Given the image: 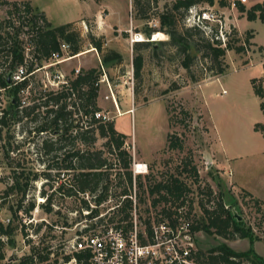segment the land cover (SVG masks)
I'll return each instance as SVG.
<instances>
[{
	"label": "rangeland",
	"instance_id": "1",
	"mask_svg": "<svg viewBox=\"0 0 264 264\" xmlns=\"http://www.w3.org/2000/svg\"><path fill=\"white\" fill-rule=\"evenodd\" d=\"M227 1L229 4L225 7L219 5L220 0H216L214 6L208 4L198 6L215 12L228 33L231 34L233 29L236 30L237 35L234 39L241 40L235 43L236 47L246 46V51L243 53L227 52L225 64L228 65V69L218 79L217 76H213L215 71L209 70L211 62L204 60L202 55L188 71L182 66L183 57L177 53L176 49L169 46H161L157 49L159 47L157 45L141 48L135 52L134 47L137 42L147 39L142 37L136 41L133 39L134 35L142 34L147 27L158 29L154 36L159 34L163 36L162 39L154 41L152 35L148 41L158 43L169 41V35L159 29L160 24L157 17L166 10H170L174 0H158L152 2L150 7L147 6V0H141V6L146 7H144V12H147L144 14L148 17L146 19L137 12L135 0H100L99 2L96 0H30L34 4L33 7L47 13L53 26L73 21V29L81 34L80 56L69 59L56 67L64 75L66 81L69 82L76 78V70L82 72L94 68L101 73H107L117 105L112 99H106L109 89L105 85L99 88L97 104L101 112L110 116V121L115 122L117 130L127 137L125 148L133 157L128 171H131L134 177L135 163L148 166V175L141 174V177L136 175L139 185H144L141 187V192L146 193L147 191L145 187L148 184V176L153 180L179 177L189 188L187 195L193 199V211L197 216L202 215L199 201L204 200L203 202L206 203L208 199L214 200L221 192L225 195L234 216L238 219L241 217V220L244 219L247 224L256 229L258 236L264 237V217L261 216L262 212L258 211L259 207L250 196L245 195L248 191L235 187L227 177V175L233 176V170L238 173L239 169L253 162L251 173L244 171V174L248 172L250 175L246 174L243 179L247 187L262 199L263 203L260 201V208L264 211L262 206L264 205V150L253 153L244 151L235 156V159L233 153L228 151L229 146L224 145L227 142V135L233 132L237 135L242 147L244 144L264 147L262 136H251L245 111V106H248L251 108V118L259 117L260 109L254 103V98L258 100L259 97H256L253 91L249 73L260 75V72H264V67L253 64L242 69V66L250 63L251 58L253 62L259 59L260 48L252 43L255 36L253 29L258 32L256 41L264 45V23L260 20H246L242 23L241 16L245 14L238 10L237 5L235 8L232 6L233 2L237 4L241 1ZM263 1L247 0L243 4L249 9ZM24 16L27 17L26 21L31 17L24 7L18 13L14 11L12 5H5L4 1L0 0V22L10 20L13 24V27H8L7 24L6 31L15 33L16 29L22 26L21 18L24 20ZM178 23L181 31L188 28L184 25L182 16H178ZM216 24L213 23L212 26ZM30 29L27 32V29L23 28L19 32L24 47L31 44ZM90 33L96 38H102V51H98L90 43L88 39ZM25 51L35 64H44L45 61H39L34 56L33 47L30 51L27 48ZM112 51L122 56L121 62L103 64V57ZM137 54L144 57L140 77L136 76L133 65ZM1 65L4 66L1 68L2 71L7 69V65L2 62ZM56 68H53V71H56ZM31 81L32 87L25 95L28 106L34 103L33 99L39 91L58 90L57 87H46L45 84L49 82L42 70L36 73ZM224 90H226L225 94H223ZM0 101L7 104L5 91L0 93ZM128 107L134 108L133 111L119 116ZM35 126L31 118H23L17 129L9 128L0 134V223L11 219L16 227L12 237L2 236L6 244L0 251L5 254V259L0 260V264H20L24 258L35 255L51 242L65 240L71 236L77 223L89 225L93 223V221H85L83 213L87 209L83 206V200L88 201L91 208L97 204L91 194L80 193L70 197L65 195V191H56L60 184L65 185L66 182L69 185L71 183L73 173L59 170L57 167L47 169L46 166L53 164L54 161L51 156H47L41 150V146L43 138L52 136V134L37 135ZM169 134L178 135L183 142L182 150L167 149ZM105 142L106 139L100 137L91 147L93 151H106L105 155L110 163L114 164L107 170L110 174V182H104L97 190V192L102 190L108 184V194L112 195V201L101 207L104 210L115 207L119 203L120 194L128 187L125 179L127 170L116 162L114 153H108L107 148L104 147ZM78 146L86 148L83 145L78 144ZM222 153L230 157L227 163L231 164V174L227 167H225L227 175L219 167V163L224 165ZM231 159L234 160L231 162ZM188 160H191L189 168L196 166L198 179L183 170ZM15 167L22 168L25 172L33 171L39 174L49 172L51 174L49 183L44 175L32 183L23 206L26 208L29 202L34 201L36 207L30 216L24 212L20 213L17 220H14L10 207L13 206L14 209L17 207V199L21 195L13 194L3 203L4 192L9 183H12L11 173L12 168ZM62 172L66 174V181L59 180ZM208 187L213 190L210 198L207 195ZM44 192L47 195L54 194L51 213L42 208L47 196ZM234 203L236 206H232ZM145 204L146 201H142V208ZM209 206H213V201L208 204ZM8 238L12 239L13 243H8ZM235 241L237 242L227 243H231L230 245L236 251H247L251 248L248 239ZM222 242L220 237L204 232L196 236V244L200 250L207 251ZM253 248L264 259V241H257Z\"/></svg>",
	"mask_w": 264,
	"mask_h": 264
},
{
	"label": "trees",
	"instance_id": "2",
	"mask_svg": "<svg viewBox=\"0 0 264 264\" xmlns=\"http://www.w3.org/2000/svg\"><path fill=\"white\" fill-rule=\"evenodd\" d=\"M5 5H12L14 11L20 13L22 7L28 11L31 15L26 21L27 17L24 16V20L21 18V27H18L15 33L5 30L12 26V22H0V59L2 64H9V69L15 68L17 65L24 63L25 60V48L23 42L19 38V32L25 26H29L31 35V48L33 47L35 57L39 61H48L54 52L60 51V45L62 43H68L71 46L69 55L76 56L82 51L80 33L73 29V23H67L60 26H53L47 19L44 12H41L38 8L33 7L30 1L27 2H10L3 0ZM100 0H96L99 2ZM158 0H147V6L150 7L152 2ZM146 3V2H145ZM202 4H208L214 6L216 0H174V4L170 10L158 15V21L160 24L159 29L169 35L168 42H152L148 41L151 36L154 35L158 29L147 27L142 31L143 37L146 41L137 42L134 47L135 52H138L141 48L152 46H169L176 49L182 59V66L190 71L192 65L198 59L200 55L204 60L210 61V71H215L213 76H222L226 73L228 65L225 64V57L228 51H236L237 53H243L246 51V46H235V43L241 42L237 38V33L233 29L228 36L226 45L223 46L220 40H216L212 35L198 26H187L186 19L189 14V10L193 7L201 6ZM229 3L227 0H220L219 5L222 7L227 6ZM137 12L145 19L148 18L144 13L145 5L141 6V0H135ZM238 10L245 14L248 21L260 20L264 22V1L257 3L251 8L247 9L243 3H237ZM145 7V8H144ZM147 7V8H148ZM11 12V11H10ZM147 13V12H146ZM178 16H182V21L186 27L185 30L179 29ZM27 30V32L29 31ZM212 30L217 31V26L213 25ZM4 31V32H2ZM90 43L98 51L103 49L102 38H96L92 33L88 35ZM156 49V50H157ZM122 56L117 52H110L107 56L103 57V64L109 65L111 63H120ZM0 62V66H1ZM35 62L30 65L29 71L34 69ZM133 65L135 68L136 76L140 77L141 71L144 66V57L141 54H137L134 57ZM6 70L0 73V86L5 88L9 86L8 78H6ZM101 72L97 69H89L77 74L76 78L67 82L57 91L44 90L39 91L34 97V103L23 110V114L19 110L14 111L13 116L17 121H21L24 117L31 118V121L35 123L36 134L42 133L43 135L52 134L43 138L41 150L47 156H51L54 161L47 169L51 170L53 167H57L59 170H65L73 173V179L71 183L60 184L56 189L57 192L65 191V195L74 197L82 194L93 195L97 192L98 188L104 183H109V168L113 167V163H110L109 158L105 155L106 151L94 150L91 147L96 143L98 138L106 139L104 147L107 148L108 153L115 155L116 162H119L120 166L126 171L125 179L128 184L133 182V174L128 171L132 164V155L125 148L126 135L117 130L115 122L107 121L102 122L95 118V113L101 111L97 104L99 97V88L96 86ZM33 78V77H32ZM251 84L253 86L254 93L261 100V110L264 113V88L262 81L252 79ZM29 82H23L22 84L12 86L8 89V94L12 97L13 105L11 109L17 105L19 101V93L22 89L26 88ZM43 110V111H41ZM87 124V125H86ZM86 125V128H85ZM256 132H260L264 136V123H257L254 127ZM51 136V137H50ZM79 145H83L86 148H80ZM168 150H182L183 142L176 134H169L167 140ZM8 155V154H7ZM191 160L185 162L183 170L189 172L193 177L198 179V172L196 166L189 168ZM12 183H9L4 192V200L12 196L13 194H19L21 197L17 199V207L14 209L10 207V211L13 214L14 220L19 218L20 213L24 212L27 215H31L36 207L34 201L29 202V205L25 208L23 203L27 197V191L31 187L34 181H37L42 175L49 181H51V174L49 172H25L22 168H12L11 173ZM140 175L139 177H141ZM148 178V191L151 196L160 194L162 191H167L173 196L180 198L182 195L187 194L189 191L188 186L179 177L172 176L170 180L165 183H158L153 185V179ZM108 185V184H107ZM105 185L102 189V193L94 201L98 204L107 199L109 187ZM67 188L65 189V187ZM144 187L143 184H140ZM128 194V189L125 188L122 192ZM146 193H143L145 195ZM44 195L47 194L44 192ZM207 195L212 196V188H207ZM245 195L250 196L258 211L262 212L264 217V211L260 208V200L255 199L251 193L247 192ZM52 195L46 196V201L42 204V208L48 213L53 211ZM162 197L161 199H164ZM159 199V200H161ZM153 199L154 205L159 201ZM141 201H146L145 197H141ZM204 200H200L199 204L202 208V215L193 217V232H204L210 235L220 237L223 242L219 245L209 249L200 250L198 253V261L200 264H264V259L260 256L254 247L257 241H264V237L258 236L255 232L256 229L245 222L244 219L239 220L234 216V213L227 203L225 195L219 193L214 200L208 199L206 203ZM213 201V206L208 204ZM193 203V199H191ZM83 206L90 209L88 201L83 200ZM236 206V203L232 204ZM130 201H126L122 208L123 217H129ZM98 212V210H97ZM240 214V213H239ZM93 217V213L91 215ZM261 223V221L259 222ZM16 227L14 221L8 225L0 223V236L12 237ZM240 239H248L250 241L251 248L247 251H236L227 242ZM8 243H13V240L8 238ZM5 241L0 239V249L5 246ZM40 259H44L45 256L38 251ZM5 259V254L0 251V260ZM32 260L31 256L24 258L20 264H30Z\"/></svg>",
	"mask_w": 264,
	"mask_h": 264
},
{
	"label": "built area",
	"instance_id": "3",
	"mask_svg": "<svg viewBox=\"0 0 264 264\" xmlns=\"http://www.w3.org/2000/svg\"><path fill=\"white\" fill-rule=\"evenodd\" d=\"M240 1L245 3L247 0ZM236 5V2L232 3L233 8ZM213 23H217V31L212 30ZM186 25L198 26L206 32L208 31L207 34L212 35L216 40H220L223 46L226 45L230 34L215 12L201 7H193L189 10ZM23 28L28 30L30 27L25 26ZM142 37L141 33L135 34L133 39L139 41ZM19 38L22 40L20 35ZM24 48L31 50L29 44ZM70 50V44L62 43L60 51L54 52L44 64H35L34 69L31 71H29V68L33 61L29 59V54L26 51L24 63L13 69H9L8 63L5 64L7 65L5 76L9 79V86L5 88L0 86V93L3 91L7 93V104L0 101V134L5 130H9V128L17 129L20 126V121L15 119L13 113L19 110L23 114V110L29 107L25 95L32 87L31 79L36 73L41 70L44 71V75L49 82L45 84L46 87L51 86L60 89L68 82L56 67L78 56H70ZM2 67L4 66H0V73ZM53 68H56V71H53ZM50 71L53 72L50 73ZM76 71L77 74L80 73V70ZM26 81L29 82V85L20 91L19 101L11 109L12 102L15 103V101L8 94V89ZM101 85H105L109 89L106 99H112L117 104L106 72H102L96 84L98 88ZM95 118L102 122L111 120L110 116L101 111L95 113ZM143 165L145 168L143 172H140L139 164L135 163L133 182L131 185L127 184L128 194L121 193L119 203L115 207L106 210L101 208L112 201V195L110 194L100 204L95 201L97 204L93 205V208L83 211L84 220L93 221L92 224L77 223L71 236L65 240L51 242L40 251L45 256L44 259H40L38 252L35 255L32 254L30 264H200L198 261L200 249L196 244L198 233L193 232L195 212L190 196L184 194L177 198L167 191L151 196L148 187H145L147 191L143 195L136 176L137 174H149L148 166ZM170 179L152 180V187L160 182L165 183ZM59 180L66 181L65 172L60 174ZM98 192L93 195V199L100 196L102 190L100 189ZM142 196L146 199L143 208L141 206ZM162 197L165 198L161 199ZM153 199L161 200L154 205ZM126 201H130L128 218L123 217L122 211ZM92 213L93 217H91ZM2 223L8 225L11 223V219H7L6 222L3 221ZM0 239L4 241L2 236H0Z\"/></svg>",
	"mask_w": 264,
	"mask_h": 264
},
{
	"label": "crops",
	"instance_id": "4",
	"mask_svg": "<svg viewBox=\"0 0 264 264\" xmlns=\"http://www.w3.org/2000/svg\"><path fill=\"white\" fill-rule=\"evenodd\" d=\"M9 1H12V0H9ZM13 1H21V2H25V1H27V0H13ZM28 1H30V0H28ZM80 1H85V0H80ZM32 4V3H31ZM32 5H34V4H32ZM38 7V6H37ZM40 11L41 12H44V14L46 15V17H47V19H48V21L50 22V18H49V16L47 15V13L45 12V11H42L41 9H40ZM247 20V18H246V16H241V22L243 23V21H246ZM73 21H70V22H68V23H72ZM264 23V22H263ZM65 24H67V23H65ZM62 25H64V24H62ZM57 26H60V25H57ZM255 32H253L254 33V37H253V39H252V43L254 44V46L255 47H258V48H260L259 50V59H257V60H254V62H253V59L251 58L250 59V63H248L247 65H245V66H242V69L243 68H247V67H249V66H252L253 64H254V66L255 65H258V66H260V67H264V45L263 44H261V43H259V42H257L256 41V36L258 35V32H256V29H253ZM78 56H80V54H78ZM77 57V56H76ZM75 58V57H74ZM264 69V68H263ZM250 74V76H249V80L251 81L252 79H257V80H260V81H262V85H263V88H264V72L262 71V72H260V75H257V74H255V73H253V72H250L249 73ZM219 79V78H218ZM217 79V80H218ZM252 88H253V86H252ZM254 91V90H253ZM226 93V90H224L223 91V94H225ZM256 95V94H255ZM257 97V96H256ZM254 103H255V105L256 106H258L259 107V109H260V113L258 114V118L257 119H253V118H251V116H250V113H251V108L250 107H248V106H245V111H246V114H247V116H248V125H249V128L251 129V136L252 137H255V136H257V137H259V136H262L263 137V141H264V136H263V134L262 133H260V132H256L255 131V129H254V127H255V125L257 124V123H264V113L262 112V110H261V107H260V104H261V100H260V98H258V100H256L255 98H254ZM117 105V104H116ZM133 109L134 108H130V107H128V108H126L125 109V111H123V113H120V115L119 116H121V115H123L124 113H130V112H132L133 111ZM256 117V116H255ZM117 119V118H116ZM257 139V141H258V138H256ZM259 142V141H258ZM226 144V145H225ZM224 145L225 146H229V150L228 151H230V152H232L233 153V157H235V156H238V155H240V153H242V152H244V151H247V152H251V153H253V152H262V150H264V147H260V146H256V145H252V144H244V146L242 147L241 145H240V143H239V140H238V138H237V135L235 134V133H233V132H231L230 134H228L227 135V142L226 143H224ZM228 151H227V153H228ZM222 152V151H221ZM222 158H223V163H224V165H222L221 163H219V167H221V169L222 170H224V172H225V175H227V173H226V168L225 167H227L228 168V170H229V174H231L232 173V169H231V167H230V163H227V161H228V159L230 158V157H228L225 153H222ZM235 159H236V157H235ZM234 159H231L230 161L232 162ZM252 166H253V162H249V164H248V166L247 167H244L243 169H239V171H238V173L235 171V170H233V176L232 177H230L229 175H227V177L232 181V184L235 186V187H239V188H241V189H244V190H246V191H248L249 193H251L256 199H258V200H260L262 203H263V201H262V199L260 198V197H258L255 193H253V191L251 190V189H249L248 187H247V185H246V183H245V181H244V177H245V175L246 174H249L248 172H245V174H244V171L246 170V171H249L250 173H251V168H252ZM250 175V174H249ZM234 178V180H232ZM250 178H251V176H250ZM262 206L264 207V205L262 204ZM228 242H233V243H236L237 241H228ZM231 244V243H230ZM229 244V245H230ZM231 246V245H230ZM232 247V246H231ZM242 251H246V250H242Z\"/></svg>",
	"mask_w": 264,
	"mask_h": 264
},
{
	"label": "bare ground",
	"instance_id": "5",
	"mask_svg": "<svg viewBox=\"0 0 264 264\" xmlns=\"http://www.w3.org/2000/svg\"><path fill=\"white\" fill-rule=\"evenodd\" d=\"M162 38H163V36L161 34L154 36V40H158V39H162ZM138 168H139L140 172H143V169L145 168V166L143 164H139Z\"/></svg>",
	"mask_w": 264,
	"mask_h": 264
},
{
	"label": "water",
	"instance_id": "6",
	"mask_svg": "<svg viewBox=\"0 0 264 264\" xmlns=\"http://www.w3.org/2000/svg\"><path fill=\"white\" fill-rule=\"evenodd\" d=\"M155 41V40H154ZM8 82H9V79H8ZM239 220H241V217H239Z\"/></svg>",
	"mask_w": 264,
	"mask_h": 264
}]
</instances>
